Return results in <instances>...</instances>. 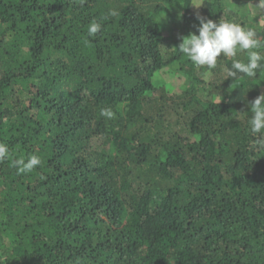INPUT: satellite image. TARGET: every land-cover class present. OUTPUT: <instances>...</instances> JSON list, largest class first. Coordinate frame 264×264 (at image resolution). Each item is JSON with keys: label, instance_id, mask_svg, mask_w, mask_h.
Here are the masks:
<instances>
[{"label": "trees", "instance_id": "trees-1", "mask_svg": "<svg viewBox=\"0 0 264 264\" xmlns=\"http://www.w3.org/2000/svg\"><path fill=\"white\" fill-rule=\"evenodd\" d=\"M193 2L0 0V264H264L247 124L264 70L231 79L232 58L209 70L178 51L198 16L264 42V8Z\"/></svg>", "mask_w": 264, "mask_h": 264}, {"label": "clouds", "instance_id": "clouds-1", "mask_svg": "<svg viewBox=\"0 0 264 264\" xmlns=\"http://www.w3.org/2000/svg\"><path fill=\"white\" fill-rule=\"evenodd\" d=\"M195 6V5H194ZM259 6L264 8V0H259ZM115 14V13H113ZM198 35L190 33L182 37L178 51L186 56L195 66L215 69L217 59L221 55L232 58L231 68L226 69L227 78L243 79L257 78L258 72L264 70V42L257 38V32L252 28L242 27L235 22L223 18L217 23L211 19L205 20L198 16ZM101 24L93 21L88 25V36L95 37ZM239 54H245L246 60L237 59ZM226 78V79H227ZM251 115L248 117V132L253 137H260L257 143L264 145V93L258 95L250 104ZM100 115L106 119H114L115 113L110 108H103ZM10 158L9 147L0 143V163ZM41 164V158L30 155L27 160L18 158L12 160V165L18 174L30 173Z\"/></svg>", "mask_w": 264, "mask_h": 264}, {"label": "rangeland", "instance_id": "rangeland-1", "mask_svg": "<svg viewBox=\"0 0 264 264\" xmlns=\"http://www.w3.org/2000/svg\"><path fill=\"white\" fill-rule=\"evenodd\" d=\"M194 2H195V5L197 4V3H199L200 2V0H194ZM193 2V3H194ZM249 7V9H250V5L248 6ZM197 9V8H196ZM177 88V86L175 85V86H173V89L175 90Z\"/></svg>", "mask_w": 264, "mask_h": 264}]
</instances>
